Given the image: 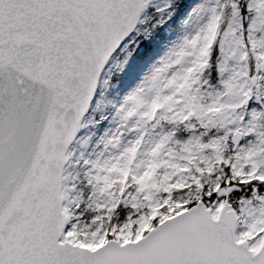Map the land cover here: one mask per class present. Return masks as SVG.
I'll return each instance as SVG.
<instances>
[{"label":"snow or ice","instance_id":"snow-or-ice-1","mask_svg":"<svg viewBox=\"0 0 264 264\" xmlns=\"http://www.w3.org/2000/svg\"><path fill=\"white\" fill-rule=\"evenodd\" d=\"M0 264H264V0H0Z\"/></svg>","mask_w":264,"mask_h":264}]
</instances>
